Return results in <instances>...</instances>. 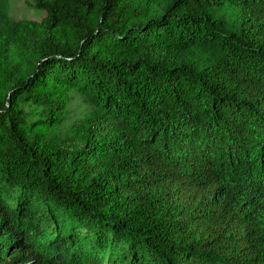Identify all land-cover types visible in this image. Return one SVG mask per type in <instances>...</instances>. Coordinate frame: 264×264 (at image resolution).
Returning a JSON list of instances; mask_svg holds the SVG:
<instances>
[{"label": "trees", "instance_id": "trees-1", "mask_svg": "<svg viewBox=\"0 0 264 264\" xmlns=\"http://www.w3.org/2000/svg\"><path fill=\"white\" fill-rule=\"evenodd\" d=\"M27 4L0 0V264H264V0Z\"/></svg>", "mask_w": 264, "mask_h": 264}, {"label": "rangeland", "instance_id": "rangeland-1", "mask_svg": "<svg viewBox=\"0 0 264 264\" xmlns=\"http://www.w3.org/2000/svg\"><path fill=\"white\" fill-rule=\"evenodd\" d=\"M8 12L14 17H28L33 19H39L45 13L41 10L34 9L27 4V0H9ZM75 94V93H74ZM72 106H78L82 109L85 105L82 97L79 94H75V97L69 100V104Z\"/></svg>", "mask_w": 264, "mask_h": 264}]
</instances>
